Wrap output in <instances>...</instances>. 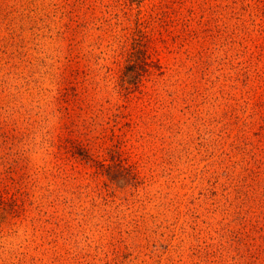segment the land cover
<instances>
[{
  "label": "rangeland",
  "instance_id": "374dc122",
  "mask_svg": "<svg viewBox=\"0 0 264 264\" xmlns=\"http://www.w3.org/2000/svg\"><path fill=\"white\" fill-rule=\"evenodd\" d=\"M0 264H264V0H0Z\"/></svg>",
  "mask_w": 264,
  "mask_h": 264
}]
</instances>
